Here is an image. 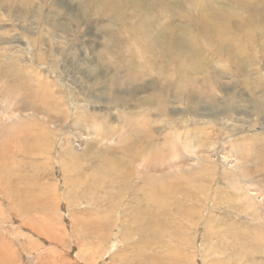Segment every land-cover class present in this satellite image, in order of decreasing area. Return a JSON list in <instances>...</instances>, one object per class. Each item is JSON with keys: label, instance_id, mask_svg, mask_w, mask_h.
I'll list each match as a JSON object with an SVG mask.
<instances>
[{"label": "rangeland", "instance_id": "obj_1", "mask_svg": "<svg viewBox=\"0 0 264 264\" xmlns=\"http://www.w3.org/2000/svg\"><path fill=\"white\" fill-rule=\"evenodd\" d=\"M30 1L0 0V264H264V249L252 244L258 231L264 234V225L256 222L264 217V76L258 74L264 73V46L257 42L255 48L249 33H262L254 15L262 21L264 0ZM242 3L261 12L252 14ZM219 15L231 30L237 25L238 34L251 36L258 63L251 67L237 59L229 68L247 70L246 78H225L221 65L206 58L201 67L191 68L201 57L185 43L211 34L196 22L219 21L213 17ZM165 24L168 29L162 30ZM148 39L160 48H150L151 55ZM203 49L205 57L212 54L207 41ZM224 55H231L229 48ZM158 74L162 80L169 75L165 102H157L164 84ZM204 90L215 91V100ZM177 93L205 101L180 103ZM257 104L263 106L259 114L253 108ZM8 105L22 108L13 119L4 114ZM179 110L186 114L177 115ZM166 132L183 157L171 174L167 156L158 167L164 174L149 175L160 199L154 202L145 193L148 175L135 169L144 160L158 162L162 150L154 144L166 143ZM252 136L260 141L254 140L259 157L246 151L253 140L244 147ZM152 140L157 143L149 147ZM205 149H214V155L202 162ZM236 156L245 160L243 165ZM202 167L206 171H198ZM238 167H245L244 175ZM183 168L192 176L179 172L187 174L179 178L173 171ZM173 173L178 179L171 178ZM250 203L252 209L243 206ZM136 217L144 222H135Z\"/></svg>", "mask_w": 264, "mask_h": 264}, {"label": "bare ground", "instance_id": "obj_2", "mask_svg": "<svg viewBox=\"0 0 264 264\" xmlns=\"http://www.w3.org/2000/svg\"><path fill=\"white\" fill-rule=\"evenodd\" d=\"M30 1V0H29ZM28 2V1H27ZM31 2V1H30ZM258 5H260L259 3H257ZM256 4V5H257ZM28 5V4H27ZM194 5V4H193ZM242 6L241 7H243V8H247V9H249V12H251L252 14H256V13H260L261 12V10H258V8L259 7H255V6H245L246 4H241ZM38 7H40L41 8V4H38ZM260 9V8H259ZM39 13V12H38ZM221 14L223 15L224 13L223 12H221ZM220 14V15H221ZM235 14V13H234ZM213 16V17H216V19L217 18H219V21H215L214 20V18H212V19H208L207 21H205V19H201V20H199L198 22H196V23H198V26H200V23L201 24H203L202 26H206L207 27V30L208 31H210L211 32V34L210 33H207L206 35H205V37H203V38H191V40H188V42L187 43H185V46H188L190 49H192V48H195L194 49V51H191V52H194L196 55H198L199 56V58L201 57V59H200V61H198L199 62V64H197L196 62L194 63H192L191 64V68H192V66L193 67H201L203 64H201V61L203 60V59H208V60H211V61H215V64H217V65H221V68L223 69L222 70V72H223V74H222V72L220 73V75H224V77L225 78H228V79H230V80H232V81H234V80H236L237 81V77H239V78H246V76H247V74H246V72H248L247 70H243V69H239L238 67H236V69L234 70L233 68V70H231V69H229L230 68V66L233 64V62L234 61H236L237 59L238 60H242V63L243 62H246V63H248L251 67H254L255 65H256V63H258V60H257V56L254 54L253 55V53L251 52V50H250V44H251V36L246 32V34H243V33H239L238 34V32L236 31V30H233V28L235 27V29H236V26H234L233 28H232V30H231V28H230V26H228L226 23H224L222 20H223V17H221V16ZM226 16H227V14H226ZM235 16H236V14H235ZM255 16V18H256V20H257V22H261V24L259 25V28H257L256 26H257V23H255V22H253L254 24H253V26L256 24V28L258 29V30H260L262 33H260V37H258L257 36V34H255V32H253V30H251V32L249 31V27H248V31H249V33L254 37V40H253V44H254V46H255V48H256V44H257V42H258V44L259 43H262L263 44V46H264V16L261 18V20L262 21H260V17L259 16H256V15H254ZM26 18V17H25ZM258 18H259V21H258ZM231 19V18H230ZM232 21V20H231ZM252 21V20H251ZM250 22V21H249ZM248 22V23H249ZM231 23V22H230ZM252 24V22H250V25ZM259 24V23H258ZM250 25H248V26H250ZM210 26H212V30H210V29H208V27H210ZM246 26H247V24H246ZM261 26V27H260ZM196 27H197V25H196ZM201 27V26H200ZM251 27H252V25H251ZM245 28V27H244ZM253 28V27H252ZM141 29V28H140ZM168 29V25L167 24H165L163 27H162V30H167ZM203 29H206V28H202L201 27V30H203ZM237 29H239V28H237ZM254 29V28H253ZM256 29V30H257ZM139 29H137V31H138ZM226 31V32H228V33H230V34H228V33H221L220 31ZM247 30V29H246ZM234 31H236V33L234 32ZM243 31H244V29H243ZM146 32V31H145ZM169 32V31H168ZM185 33V32H184ZM169 39H170V37H169ZM132 40V38H129V44L132 42L131 41ZM135 40V39H134ZM149 40V39H148ZM156 40H157V38H156ZM177 40V41H176ZM178 40L179 39H177V38H174V41H175V43H174V45L175 46H178L180 49H182V45L178 42ZM180 40H181V38H180ZM145 41H146V39H145ZM205 41H207V44H208V46L213 50L212 51V54L209 56V57H205V55H204V53H205V51L207 50V49H203L202 50V46H203V43L205 42ZM137 42V41H136ZM135 42V43H136ZM156 42H158V41H156ZM149 45H147V47H146V49H147V51L150 49V48H152L154 51L156 50V49H160V48H155L154 46H152L153 44H151V41L149 40ZM217 43V45H215ZM133 44V43H132ZM139 44V43H138ZM143 45V44H142ZM259 46V45H258ZM261 46V45H260ZM128 47V46H127ZM163 47V46H162ZM164 48V47H163ZM226 48H229V50H230V53H231V55H228L227 57H225V55L222 57V54H223V50H226ZM261 48H263V47H261ZM143 49V48H142ZM173 49V48H172ZM178 49V48H177ZM183 49H184V46H183ZM260 49V48H259ZM157 50V51H158ZM174 50V49H173ZM176 50V49H175ZM260 51H262L261 49H260ZM264 51V50H263ZM149 53H150V55H151V53H152V51L150 52V50L148 51ZM176 54V56L178 57L181 53H179V51L177 52V53H175ZM236 54H237V56H236ZM170 55L172 56L173 54H170V52L169 53H167V56H169L170 57ZM183 56V55H182ZM151 57V56H150ZM228 57H231V61H229L230 59H228L227 60V58ZM171 59V58H170ZM169 59V60H170ZM234 59V60H233ZM261 59V58H260ZM164 62H167V60H166V58H163L162 59ZM187 61H190V60H188V59H186ZM199 60V59H198ZM171 61V60H170ZM179 59H177V64L179 63ZM186 63V62H185ZM189 63V62H188ZM202 63H203V61H202ZM263 63V62H262ZM142 65V64H141ZM147 66V65H146ZM160 66V65H159ZM235 66V65H234ZM264 66V65H263ZM177 67V66H176ZM190 67V66H189ZM152 68V67H151ZM264 68V67H263ZM124 70H125V68H123ZM183 69H184V67H183ZM193 69V68H192ZM202 69L204 70V71H206V69H205V67H202ZM122 70V69H121ZM159 70H160V68H159ZM178 70V69H177ZM177 70H176V72H177ZM120 71V70H119ZM148 71V70H147ZM149 71H151V70H149ZM158 71V70H157ZM179 71V73H180V70H178ZM252 71H253V69H252ZM152 72V71H151ZM150 72V73H151ZM172 72V71H171ZM254 72V71H253ZM114 73H116V72H114ZM150 73H148L147 72V75L148 74H150ZM169 73V72H168ZM208 73V72H207ZM209 73H211V72H209ZM262 73L263 72H261V73H258V74H260L261 76H264V73H263V75H262ZM153 74V73H152ZM156 74V73H155ZM212 74V73H211ZM214 74V73H213ZM218 74V73H217ZM191 75V74H190ZM251 75V74H250ZM158 78H160L161 80H162V77H161V74H158ZM154 77V76H153ZM186 77V76H185ZM257 77V76H256ZM256 77H255V79H256ZM168 78H169V75H167V74H165V77H163V85H161L162 86V91H160V92H162L161 94H162V96H161V99L160 100H157V102H159V101H163V102H165V100H166V93L167 92H165L164 91V89H165V87L166 88H168V86H170L171 84H169L168 82H167V80H168ZM179 78V77H178ZM199 78V77H198ZM197 77H196V79H198ZM203 78H205V77H203ZM224 78V79H225ZM179 79H181V78H179ZM258 79V78H257ZM123 80V79H122ZM124 80H125V78H124ZM158 80V79H157ZM194 79H192V81H193ZM115 81V80H114ZM154 81V80H153ZM152 81V82H153ZM162 81L161 82H159L158 83V86L162 83ZM190 82V83H193V82ZM251 81H252V79H251ZM258 81V80H257ZM116 82V81H115ZM120 82V81H119ZM123 82V81H122ZM125 82V81H124ZM181 82V80H178L175 84H176V87H178L179 88V83ZM199 83L201 82L200 80L198 81ZM114 83V82H113ZM117 83V82H116ZM173 83V82H172ZM224 83V82H223ZM174 84V83H173ZM196 84V83H195ZM230 84V83H229ZM229 84H226V85H229ZM153 85L155 86V85H157V83H153ZM192 85V84H191ZM230 85H232V83L230 84ZM229 85V86H230ZM239 85H240V83H239ZM181 86H183V87H185L186 86V84H185V82L184 83H181ZM43 87V86H42ZM160 87V86H159ZM198 87V86H197ZM200 87V86H199ZM227 87V86H226ZM44 88V87H43ZM203 88V87H202ZM250 88V87H249ZM260 88V87H259ZM41 89V88H40ZM224 89V88H223ZM252 89V88H251ZM254 89V88H253ZM151 90V89H150ZM202 90V89H201ZM135 91V90H134ZM164 91V92H163ZM177 91V90H176ZM203 91V90H202ZM201 91V92H202ZM205 91V90H204ZM228 91H230V90H227V92ZM261 91V90H260ZM49 92V91H48ZM154 92V91H153ZM171 92V91H170ZM215 92V91H214ZM214 92H212V94H210L209 95V92H206L205 91V94H206V98H207V96L209 95V98H214V97H216V96H213L214 95ZM263 92V91H262ZM38 94H36V96L37 97H39L41 94H39L40 92H37ZM135 93V92H134ZM137 93V92H136ZM157 93V92H156ZM172 93V92H171ZM7 94H9V93H7ZM26 94V93H25ZM127 94V93H126ZM129 94V93H128ZM202 94H204V92H202ZM216 94V93H215ZM252 94V93H251ZM255 94V93H254ZM44 95V94H43ZM170 95V94H169ZM192 96L190 97V95L189 94H182V93H177V97H178V99H179V102L180 103H183L185 100H188L189 98H191V99H202V100H204V96H201L200 98H198L199 97V95H196V94H191ZM261 95H263V94H261ZM135 96V95H134ZM159 96V95H158ZM157 96V97H158ZM229 96V95H228ZM260 96V95H259ZM264 96V95H263ZM130 97V96H129ZM146 97V96H145ZM168 97V96H167ZM172 97V96H171ZM218 97V96H217ZM225 97V96H224ZM262 97V96H261ZM10 98V97H9ZM26 98V97H25ZM47 98V97H46ZM159 98V97H158ZM173 98V97H172ZM230 98V97H229ZM43 99V98H42ZM174 99H175V97H174ZM255 99V98H254ZM262 99V98H261ZM260 99V100H261ZM6 100V99H5ZM12 100H14V99H12ZM45 100V99H44ZM50 100V99H49ZM199 100V101H200ZM214 100H215V98H214ZM218 100V99H217ZM216 100V101H217ZM259 100V99H258ZM145 101V100H144ZM198 101V102H199ZM205 101V100H204ZM248 101V100H247ZM152 102V101H151ZM172 102H173V100H172ZM176 101H174L173 103H175ZM212 102V101H211ZM218 102V101H217ZM253 102V101H252ZM42 103H44V102H42ZM146 103H148L147 101H146ZM177 103H178V101H177ZM243 103V102H242ZM11 104V103H10ZM17 104H18V101H17ZM148 104H150V103H148ZM194 104H198L197 103V101L195 102L194 101ZM202 104V103H201ZM213 104V103H212ZM219 104V103H218ZM224 104H226V103H224ZM223 104V105H224ZM249 104V103H248ZM14 105V104H13ZM19 105V104H18ZM23 105V104H22ZM144 105V104H143ZM176 104H174V106H175ZM184 105V104H183ZM182 105V106H183ZM192 105V104H191ZM264 105V104H263ZM32 106V105H31ZM136 106V105H135ZM180 106V105H179ZM178 106V107H179ZM206 106H208L207 104H206ZM222 106V105H221ZM225 106V105H224ZM192 107V106H191ZM191 107H190V110H191ZM201 107H203V106H201ZM246 107V106H245ZM262 105H260V104H257V105H255V106H253V108H254V110H255V112L257 113V114H259L258 112H260V109L259 108H261L262 109ZM24 109H26L25 107H23ZM172 108V107H171ZM174 108H176V107H174ZM180 108V107H179ZM186 108V107H185ZM195 108H197V107H195ZM195 108H194V110H195ZM243 108V107H242ZM17 109H22V108H17V107H13V106H11V105H8L4 110H5V112H4V114H6V115H9L10 116V119H13V118H11V117H13V115L14 116H16L18 113H19V111H16ZM59 109V108H58ZM180 109H182V108H180ZM202 109V108H201ZM246 109H247V107H246ZM200 110V109H199ZM198 110V111H199ZM226 110V109H225ZM232 110V109H231ZM15 111V113L14 114H11V113H13ZM175 111H176V109H175ZM189 111V110H188ZM197 111V110H196ZM234 111V110H233ZM243 111H245V110H243ZM173 112V111H172ZM195 112V111H194ZM204 112H206V111H204ZM198 113V112H197ZM177 115H184V114H186V112L185 111H181V110H179V112H177L176 113ZM195 114V113H194ZM206 114V113H205ZM208 114V113H207ZM263 114V113H262ZM198 115V114H197ZM51 116V115H50ZM144 116V115H143ZM159 116V115H158ZM174 116H176V115H174ZM4 117V116H3ZM0 118H2V117H0ZM34 117H24V119L25 120H30V119H33ZM135 118V117H134ZM141 118V117H140ZM144 118H146V116L144 117ZM151 118H153V116L151 117ZM161 117H159V119H160ZM176 118V117H175ZM202 118H204V117H202ZM207 118V117H206ZM4 119V118H3ZM167 119V118H166ZM1 120V119H0ZM6 120V119H5ZM8 120V119H7ZM6 120V121H7ZM49 120V119H48ZM140 120V119H139ZM168 120V119H167ZM228 120V119H227ZM148 121V120H147ZM156 121H157V119H156ZM174 121H176V120H171V119H169V123L171 124L172 122H174ZM257 121V120H256ZM140 122V121H139ZM177 122V121H176ZM185 122V121H184ZM209 122V121H208ZM237 122V121H236ZM243 122V121H242ZM241 122V123H242ZM260 122H261V120H260ZM13 123V122H12ZM256 123V122H255ZM262 123V122H261ZM11 124V123H10ZM260 124V123H259ZM12 125V124H11ZM45 125V124H44ZM251 125V124H250ZM264 125V124H263ZM262 125V126H263ZM1 126V125H0ZM116 126V125H115ZM168 126H170V127H172V125H168ZM9 127V126H8ZM24 128V127H23ZM2 129V128H1ZM11 129V128H10ZM20 129V126H19V124L18 123H16V124H14V130H16V131H18ZM164 129V128H163ZM264 129V128H263ZM13 130V129H12ZM23 130H25V129H23ZM27 130V129H26ZM127 130V129H126ZM161 130V129H160ZM166 130V129H165ZM164 130V131H165ZM228 130V129H227ZM239 130V129H238ZM244 130V129H243ZM1 131H3V130H1ZM174 131L175 132H178V130H175V128H174ZM4 132H5V130H4ZM9 132V131H8ZM168 132V131H167ZM166 132V133H167ZM1 133V132H0ZM18 133V132H17ZM27 133V132H26ZM120 133V132H119ZM118 133V134H119ZM170 133V132H169ZM169 133H167V138H166V143H164L162 146H160L159 144H154V143H157V142H154L153 143V140L151 141V143L150 144H148V146L150 147V145L152 146V144H154V147L155 148H157V149H159V150H162V151H157L156 153V161H158V162H156L155 164H151V163H149V161H146V160H144V162H141L140 164H139V167H140V169H135V171H136V173H138L137 175H148V177H149V175H151L152 173L154 174V173H158V172H160V170H158V167H162L161 165H160V163L161 162H163L164 160H162V161H160V159L162 158V159H164L165 157H169V159H170V165L168 166V168L166 169V172L168 171L169 173L168 174H171L172 173V171H170V169L171 168H178V166L180 165V160L182 159V155H181V149L179 148V146H178V144L175 142V141H173L172 139H170V136H169ZM199 133H201V132H199ZM205 133V132H204ZM2 134V133H1ZM202 134V133H201ZM202 135H204V134H202ZM232 136V135H231ZM2 137V136H1ZM3 137H4V135H3ZM6 137V136H5ZM261 138H263L264 139V137H262V136H260ZM7 139H8V135H7V137H6ZM200 138V137H199ZM231 138V137H230ZM257 136H252V138L249 140V142H247V145H244V147H245V149L247 148V146L250 144V142H252V140H253V145H252V147L251 148H249V149H246V151H250L251 153L253 152H255V154L256 155H258V157H259V149H258V145H255V143H254V140L256 141L257 139ZM2 139V138H1ZM5 139V138H4ZM102 139V138H101ZM107 139V138H106ZM106 139H104V140H106ZM125 139V138H124ZM123 139V140H124ZM247 139V138H246ZM200 140V139H199ZM198 140V141H199ZM243 140V139H242ZM155 141H156V139H155ZM248 141V140H247ZM258 141V140H257ZM244 142V141H243ZM258 142H260V141H258ZM264 141L262 140V143H263ZM134 144V147L136 146V143L135 142H133ZM200 143V142H199ZM210 143V142H209ZM201 144V143H200ZM243 144H245V143H243ZM32 146H34V145H32ZM145 146V145H144ZM201 146V145H200ZM232 146V145H231ZM149 147H148V149H149ZM210 147V146H209ZM260 147V146H259ZM3 148V147H2ZM130 148H132V147H130ZM212 148H213V146H212ZM147 149V150H148ZM153 149V148H152ZM206 149H210V148H206ZM204 150L203 151V156H204V158H203V160H202V162H205L207 159H212V158H210L211 156H210V154H213V151H214V149H213V151H212V153H211V150ZM228 149V148H227ZM130 150V149H129ZM135 150V149H134ZM145 151V152H148L149 153V151ZM155 150V149H154ZM231 150V149H230ZM261 150V149H260ZM131 151V150H130ZM133 151V150H132ZM137 150H135L134 152H136ZM143 151V152H144ZM140 153H141V151H139ZM194 152V151H193ZM216 152V151H215ZM231 152V151H230ZM236 152V151H235ZM2 153H3V151H2ZM21 153V152H20ZM22 153H24V152H22ZM139 153V154H140ZM151 153V152H150ZM147 154V155H149V158L151 157L150 155L151 154ZM4 154V153H3ZM129 154V153H128ZM133 154H135V153H132V156H133ZM139 154H137V156L136 157H139L138 155ZM145 154V153H144ZM22 155H24V154H22ZM141 155V154H140ZM146 155V154H145ZM214 155V154H213ZM131 156V157H132ZM144 156V155H143ZM153 156V155H152ZM224 156V155H223ZM238 156H240L239 154H238ZM145 157H147V156H145ZM232 157H235V155L233 154V152L230 154V158H232ZM252 157H253V155H252ZM2 158V157H1ZM122 158V157H121ZM151 158H153V157H151ZM236 158L237 159H239L237 156H236ZM111 159V158H110ZM145 159V158H144ZM259 159V158H258ZM120 161H122V159H119ZM133 160H134V158H133ZM136 158H135V162H136ZM228 160V159H227ZM251 160V159H250ZM259 160H261V159H259ZM112 161V160H111ZM111 161H109V163H112ZM139 161V160H138ZM137 161V162H138ZM225 161V160H224ZM255 161V160H254ZM151 162V161H150ZM208 162V161H207ZM239 162L240 163H242L241 165H243V162H245V160H243V158H241V159H239ZM247 162V161H246ZM260 162V161H259ZM153 163V162H152ZM166 163V162H165ZM169 163V162H168ZM183 163V162H182ZM209 163H210V160H209ZM227 163V162H226ZM229 163V162H228ZM124 164V163H123ZM194 164H196V163H194ZM194 164H191V166H192V168H190V170L191 169H193V165ZM197 164H202V163H199V162H197ZM256 164V163H255ZM118 165V164H117ZM203 165H206L205 163H203ZM215 165V164H214ZM254 165V164H253ZM110 166H111V164H110ZM175 166V167H174ZM197 166V165H196ZM200 166H202V165H200ZM210 166V165H209ZM246 166V165H245ZM113 167H115L114 165H113ZM232 167V166H231ZM248 167V166H247ZM250 167V166H249ZM108 168V167H107ZM110 169H111V167H109ZM108 168V169H109ZM188 168V167H187ZM234 168V167H233ZM232 168V169H233ZM243 168H245V167H243ZM243 168L242 167H238V169L243 173V175H244V171H243ZM67 169V168H66ZM131 169H133L132 167H131ZM230 169V168H229ZM158 170V171H157ZM227 170V169H226ZM245 170V169H244ZM248 170V169H247ZM162 171V170H161ZM173 171H175L176 172V174H179L180 175V177L179 178H185L186 176L185 175H187L188 173H189V175L190 176H192V173L190 174V172H188V169L187 170H185V168H183V169H180V170H173ZM198 171H200V172H204V171H206L203 167L202 168H199L198 169ZM208 171V170H207ZM233 171V170H232ZM240 171H238V172H240ZM253 171H254V169H253ZM182 172L183 174L184 173H187V174H185V175H181L180 173ZM226 172H229V170L228 171H226ZM231 172V171H230ZM237 172V171H236ZM144 173V174H143ZM207 173V172H206ZM211 173V172H210ZM160 174L162 175V174H164V172H160ZM202 174V173H201ZM258 174V173H257ZM174 173H173V175H172V177L171 178H177L178 179V177L177 176H179V175H175V177H174ZM246 175V174H245ZM164 176V175H163ZM169 176V175H168ZM200 176V175H199ZM248 176H252V175H247V177ZM258 176H259V174H258ZM164 177H166V176H164ZM243 177H245V176H243ZM243 177H242V179H243ZM144 178V182H146L147 183V185H145L144 187H145V193L148 195L147 196V198L149 199V200H151V201H154V202H158V201H160V199H158V198H156V194L157 193H153L154 192V190H155V187H152V186H150L152 183H153V181H154V179L153 178H148L147 179V181H145V179H146V177H143ZM160 178H161V176H160ZM163 178V177H162ZM176 178L174 179V180H176ZM237 178V177H236ZM79 179V178H78ZM165 179H169V177H166V178H164V180ZM196 179V178H195ZM208 179V178H207ZM248 179V178H247ZM155 180H157L156 178H155ZM159 180V179H158ZM163 180V179H162ZM170 180V179H169ZM172 180V179H171ZM180 180V179H179ZM183 180V179H182ZM15 181V180H14ZM161 180H159L158 181V183L160 182ZM197 181V180H196ZM200 181V180H199ZM162 182V181H161ZM161 182H160V187L162 186V184H161ZM180 182V181H179ZM251 183H252V186L254 185V181L253 180H251L250 181ZM245 183V182H244ZM247 183V182H246ZM144 184V183H143ZM25 186V185H24ZM72 186V185H71ZM152 187V188H151ZM9 188H10V186H9ZM88 188V187H87ZM162 188H164L163 186H162ZM178 188V187H177ZM78 189V188H77ZM76 189V190H77ZM109 189V188H108ZM107 189V190H108ZM235 189V191L237 190L236 188H234ZM88 190V189H87ZM110 190V189H109ZM10 191V190H9ZM68 192H70V191H68ZM73 192V191H72ZM239 192V191H238ZM60 193V192H59ZM111 193V192H110ZM242 193V192H241ZM236 194V193H235ZM238 194V193H237ZM236 194V195H237ZM244 194V193H243ZM239 195V194H238ZM113 196V195H112ZM241 196V195H240ZM244 196H245V194H244ZM261 196H263V198H264V195L262 194ZM49 197V196H48ZM56 197V196H55ZM64 197V196H63ZM80 197V196H79ZM214 197V196H213ZM229 197H232V196H228L227 198H229ZM237 197V196H236ZM241 197H243V196H241ZM26 198V197H25ZM164 198V197H163ZM212 198V197H211ZM215 198V197H214ZM238 198H239V196H238ZM237 198V199H238ZM252 198H255V199H257V197H252ZM258 198H260V197H258ZM262 198V199H263ZM37 199V198H36ZM229 199H231V198H229ZM233 199V198H232ZM232 199H231V201H232ZM52 200V199H51ZM234 200H236V199H234ZM21 201V200H20ZM40 201V200H39ZM65 201V200H64ZM18 202V201H17ZM215 202V201H214ZM213 202V203H214ZM230 202V201H229ZM233 202V201H232ZM247 202V201H246ZM249 202V201H248ZM251 202H253V201H251ZM261 202H262V200H261ZM142 203V202H141ZM243 203V202H242ZM263 203V202H262ZM32 204V203H31ZM73 204V203H72ZM83 204V203H82ZM118 204V203H117ZM146 204V203H145ZM244 204H246V203H244ZM243 204V206H246V207H248V208H250V209H252L253 207L251 206V204L252 203H250V206L249 205H244ZM254 204V203H253ZM259 204H261V203H259ZM255 205V204H254ZM262 205V204H261ZM20 206V205H19ZM51 206V205H50ZM144 206V205H143ZM147 206V205H146ZM76 207V206H75ZM256 207V206H255ZM15 208V207H14ZM173 208V207H172ZM205 208H206V205H205ZM32 209V208H31ZM187 210V209H186ZM185 210V211H186ZM34 211V210H33ZM126 211V210H125ZM141 211V210H140ZM143 211V210H142ZM148 211V210H147ZM146 211V212H147ZM151 211V210H150ZM247 211V210H246ZM30 212V211H29ZM253 212H255V211H253ZM253 212H252V214H253ZM142 213V212H141ZM260 213V212H259ZM253 214V215H256V217H258L260 214ZM141 216H143V215H141ZM140 216V217H141ZM251 217V216H250ZM255 217V218H256ZM259 217H261V219H262V214H261V216H259ZM117 218V217H116ZM120 219V218H119ZM253 219H254V217H253ZM257 219V218H256ZM261 219H259V220H257L256 222H257V224L258 225H264V217H263V220H261ZM139 219L136 217L135 218V222H144L143 220H141V221H138ZM219 223L221 222V221H218ZM6 223V222H5ZM85 223V222H84ZM105 224V223H104ZM101 226V225H100ZM118 226V225H117ZM159 226V225H158ZM103 227V226H102ZM256 227V226H255ZM261 227H263V226H261ZM260 227V228H261ZM253 227H251V229H252ZM259 228V227H258ZM102 229V228H101ZM255 229V228H254ZM257 229V228H256ZM255 229V230H256ZM263 229V228H262ZM260 230V229H259ZM264 230V229H263ZM96 231H98V230H96ZM102 231V230H101ZM150 231L152 232V230L150 229ZM258 231V230H257ZM99 232V231H98ZM246 232V231H245ZM248 232H249V230H248ZM251 232V231H250ZM102 233V232H101ZM152 234H153V232H152ZM254 234H255V232H254ZM142 236L144 235V234H141ZM252 236V235H251ZM151 236H149L147 239L149 240V238H150ZM147 239H146V241H147ZM243 239V238H242ZM248 239H249V237H248ZM253 239V238H252ZM251 239V240H252ZM78 240V239H77ZM182 240V239H181ZM254 241L252 242V244H259L258 246H259V248L261 247V248H263L264 249V234H263V231L261 232V231H258L257 233H256V236H255V238L253 239ZM152 240L150 239V242H151ZM183 241V240H182ZM247 241V240H246ZM9 242V241H8ZM149 242V241H148ZM141 244V243H140ZM152 244V243H151ZM113 245V244H112ZM248 245H251V243H249L248 242ZM254 245V246H255ZM91 247V246H90ZM113 248H114V246H113ZM146 248V247H145ZM145 248L143 247V249L145 250ZM163 248H164V246H163ZM146 249H148V248H146ZM256 249H258V248H256ZM256 251V250H255ZM258 252V251H257ZM154 258V257H153ZM151 260V259H150ZM150 263H152V264H154L153 263V260H152V262L151 261H149ZM156 262V261H155ZM53 263V262H52ZM128 263V262H127ZM164 263V262H163ZM175 263H177L176 261H175ZM257 263V262H256ZM261 263V262H260ZM134 264H141V262H138V263H134ZM144 264V263H143ZM146 264V263H145ZM259 264V263H258Z\"/></svg>", "mask_w": 264, "mask_h": 264}]
</instances>
